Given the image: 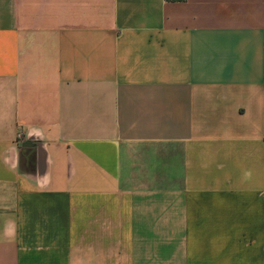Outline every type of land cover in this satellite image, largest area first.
<instances>
[{
	"label": "crops",
	"instance_id": "crops-1",
	"mask_svg": "<svg viewBox=\"0 0 264 264\" xmlns=\"http://www.w3.org/2000/svg\"><path fill=\"white\" fill-rule=\"evenodd\" d=\"M0 264H264V0H0Z\"/></svg>",
	"mask_w": 264,
	"mask_h": 264
},
{
	"label": "trees",
	"instance_id": "trees-1",
	"mask_svg": "<svg viewBox=\"0 0 264 264\" xmlns=\"http://www.w3.org/2000/svg\"><path fill=\"white\" fill-rule=\"evenodd\" d=\"M166 2H183L184 0H165Z\"/></svg>",
	"mask_w": 264,
	"mask_h": 264
},
{
	"label": "built area",
	"instance_id": "built-area-1",
	"mask_svg": "<svg viewBox=\"0 0 264 264\" xmlns=\"http://www.w3.org/2000/svg\"><path fill=\"white\" fill-rule=\"evenodd\" d=\"M22 139V134L21 133H18L17 134V140H21Z\"/></svg>",
	"mask_w": 264,
	"mask_h": 264
}]
</instances>
